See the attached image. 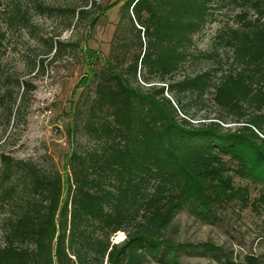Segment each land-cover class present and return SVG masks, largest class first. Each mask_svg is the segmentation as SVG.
I'll return each instance as SVG.
<instances>
[{"label": "trees", "instance_id": "16d2710c", "mask_svg": "<svg viewBox=\"0 0 264 264\" xmlns=\"http://www.w3.org/2000/svg\"><path fill=\"white\" fill-rule=\"evenodd\" d=\"M77 1L0 0V264H264V251L238 256L171 231L181 212L215 225L229 211H264V0H125L72 110L65 186L55 168L5 151L35 86L1 56L9 34L32 33L33 13L57 15L66 31L94 28L116 5ZM222 2L239 12L202 51L195 37ZM37 41L44 51L27 58L28 76L65 46ZM208 100L215 118L194 122L190 112Z\"/></svg>", "mask_w": 264, "mask_h": 264}, {"label": "rangeland", "instance_id": "374dc122", "mask_svg": "<svg viewBox=\"0 0 264 264\" xmlns=\"http://www.w3.org/2000/svg\"><path fill=\"white\" fill-rule=\"evenodd\" d=\"M13 0H1L3 6ZM32 7L35 1L65 6L77 4V0H14ZM98 3L108 5L116 2L106 14L98 17L94 28L81 25L63 31V21L57 15L32 14L33 28L28 31L14 32L8 35L5 41L6 51L1 56L3 64L10 73L15 70L23 78L31 80L35 86L26 111L25 124L18 126L13 131L5 146V151L14 158L31 160L39 163L44 168H55L67 183L69 170L67 160L75 147V141L69 130L72 124V110L80 97L86 78L90 76L96 60H102L108 54L110 40L115 26L119 20V9L125 0H96ZM118 2V3H117ZM238 9H232L226 3H221L215 8L214 20L209 23L203 32L195 37L197 47L202 51H211L216 44L219 30L227 25H232L234 15ZM75 22V21H74ZM58 36V37H57ZM39 37L53 38L64 43V48L59 56L43 58L40 72L34 76L27 75L25 62L27 58H34L35 54L43 52L44 48L37 41ZM212 66L206 63L204 68ZM216 108L211 102L206 101L190 112L194 122L204 118H215ZM181 117V115H180ZM10 134V129L3 135L5 140ZM236 183L244 185L245 182ZM252 197L257 192L251 188ZM67 196L64 190L63 198ZM172 237L180 242H212L223 246L242 256L249 253L264 251V211L255 215L249 210L242 213L226 212L222 214L221 221L215 225L205 224L187 212L179 213L173 220ZM124 234L117 233L113 242L123 240ZM184 264H214L210 259L203 257L183 258Z\"/></svg>", "mask_w": 264, "mask_h": 264}]
</instances>
